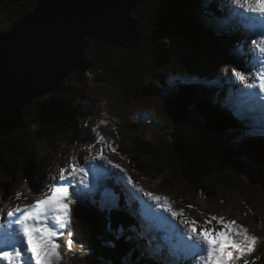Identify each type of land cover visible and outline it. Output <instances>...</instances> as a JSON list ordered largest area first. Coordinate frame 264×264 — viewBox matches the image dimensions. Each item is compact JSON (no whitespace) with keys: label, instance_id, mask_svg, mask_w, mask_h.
<instances>
[{"label":"trees","instance_id":"obj_1","mask_svg":"<svg viewBox=\"0 0 264 264\" xmlns=\"http://www.w3.org/2000/svg\"><path fill=\"white\" fill-rule=\"evenodd\" d=\"M26 2L34 5L32 0H0V34L9 32L13 24L31 11L32 7H25ZM13 7L18 8L19 12L13 10ZM6 11L12 13L9 16V24L4 27L1 16ZM234 12L224 0H141L132 15L139 39L138 47L133 52L124 51L125 58L120 62L115 58L113 47L87 40L82 63L84 67L90 70L92 68V71H108L116 86L131 100L151 97L161 102V95L154 89L153 82L155 79L163 82L171 66V58L166 52L167 41L171 36L188 33L193 40V46L198 45L208 51H218L225 55L240 52L233 49L235 38H240L243 46H249L250 40L258 37L238 28ZM233 57L240 59L238 54ZM81 72L79 70L69 74L56 91L42 100L26 105L21 110L19 125L15 131L0 138L1 195L7 193L17 182L37 185L39 179L36 180V177L40 171V163L36 156L45 142L62 141L76 144L85 139L88 124L83 120V114L86 110L81 108L79 103L62 107L57 102L58 104L54 105L55 95L73 96L76 93L75 86L84 82ZM200 83L191 86L178 83L171 96L188 103L189 106L196 105L197 109L206 112V122L201 127L202 141H207L213 146L212 150L230 158L232 161L228 162L233 169H245L243 166L250 168L247 163H251L261 169L259 171H262L264 178V135H248L244 124L249 121L245 122L243 117L241 121L235 120L223 103L201 96L199 92L204 90L205 85L210 84L206 82L203 86ZM224 90H229L228 86ZM171 102L172 98H168L163 103L168 116ZM138 126L135 124L131 127L134 132L130 137L134 158L129 162L133 170L142 177L154 180L158 175H166L163 182L173 184L172 187L176 188L173 190L194 196L203 193L215 194L217 188H230L234 191L241 189L237 175L222 166L215 171H211L209 166H203L197 158L199 152L194 153L185 140L175 139L170 133H166L167 131L158 133L160 136L156 140H150L145 133L138 132ZM227 133L228 135H224ZM237 133L244 136L240 137ZM231 135L235 136L237 141L230 142L225 139ZM145 163L153 170H149ZM105 182L123 197L125 188L116 174L109 176ZM260 182L264 190V181ZM243 195L245 197V194ZM74 198L77 199L74 228L79 230L81 235L78 242L90 250L88 253V250L83 249V258L87 260H82V264H122L124 258L129 255L131 264H168L166 262L171 261L170 252L165 250L163 243L149 241L150 231L145 232L142 226L145 223L140 218L137 201L133 197L126 194V197L119 198L114 205L105 207L82 204L81 199ZM246 204L251 208L248 198ZM156 238L159 240L157 236ZM148 250L150 256L147 254Z\"/></svg>","mask_w":264,"mask_h":264},{"label":"rangeland","instance_id":"obj_2","mask_svg":"<svg viewBox=\"0 0 264 264\" xmlns=\"http://www.w3.org/2000/svg\"><path fill=\"white\" fill-rule=\"evenodd\" d=\"M32 1L35 3L36 0ZM228 3H230L229 6H231V0H228ZM24 5L26 8L32 7L31 11L35 6V4L33 5L30 2H26ZM12 9L19 12V9L16 7ZM11 13L12 12L6 11L3 16H1L4 27L9 24V16ZM134 13L135 11L131 13V17ZM167 37L169 38V36ZM171 37L166 45V52L171 58V66L168 68L163 82L157 79L153 82L154 89L156 91L158 90L161 95V102L159 99L151 97L138 101L131 100L125 97V94L116 86V83L110 77L108 71L101 69H93L92 71V68L90 70V68L84 67L83 63L81 64L80 70L84 75L83 84L75 86L76 93L73 96L68 94L55 95L54 105H57V102H59L62 107L66 105L74 106L76 103H79L80 107L86 110L83 114V120L88 124L85 139L81 142L78 141L76 144L62 141L54 143H50L49 141H47V143L45 142L44 145H42V150L38 153V156H36L38 163H40V171L36 177V180L39 179L37 185L17 182L11 186L7 193H3V195L0 194V217H6L7 212L14 209L17 205L23 206L34 203L45 189L46 185L53 182V177L58 181L59 169L71 163L73 157H75L80 165L85 167L88 171L87 180L85 181L86 186L77 182V184L79 183V185H81V191L79 192L80 196L93 199L96 191L100 192L103 189V198L101 201L97 199L95 202L101 203L102 206H112L119 201L118 198H116L109 189L102 188V181L105 178L103 173L105 172L106 165L109 164L108 162H111L112 164L119 165V170L123 169V171L120 170V174L122 180L127 181L125 189L123 190L125 194H122V196L126 197L127 194L135 200H138L140 198L139 195H141L155 213L158 220H154L156 223L155 226L152 223L149 226L151 230L149 233L151 240L149 239V241L156 242V236H158L161 242L166 243V247L169 249L168 251L172 250L170 251L171 259L176 260L179 258L178 256L185 258L174 248L175 232L169 227L172 226L173 228L183 230L182 226L179 225L178 220H173L167 212L154 205L147 197H144L141 192L133 188L132 184H128L129 178L145 191L168 198L175 210L183 209L185 213L184 218L189 220L194 219L198 221L200 225H203L204 221L210 216H222L225 220H235L239 225L247 228L250 235H254L258 238L255 251L251 256L245 258L248 260L249 264H264V195L262 194L264 190L259 184H256L252 177H245L240 174L238 178L241 189L238 191H234L230 188H217L214 191L215 194L203 193L194 196L188 195L184 193V191L178 192L173 190L176 189L172 187L173 184L170 185L169 182H163L166 175L163 177L158 175L154 180L142 177L133 170L129 162L130 159L134 158V156H132L130 137L134 135L131 127L135 124L139 125L138 132L145 133L147 137L149 136L150 140H156L157 137L160 136L158 133L167 131L166 133H170L175 139L185 140L194 144L198 142L200 144L203 143L201 141L203 136L201 134V127L206 122L204 117L205 111L203 112L197 109L196 105L192 106V108H194L192 111L188 108L195 129H193L188 122H175L164 111L163 103L168 98H172L173 102L170 103L172 106L177 105V99L171 95H173L172 91L174 88L176 89L178 83L191 86L201 82L200 84L204 86V84L208 82L210 85H205L203 88L204 90L199 92V94L204 98H208L210 101L224 103L222 99L226 100V96L229 97V99L232 97V101H230L232 102L231 104L240 107V109L236 110L233 109L231 105L230 107L228 106L232 111L231 115L233 118L234 116L241 118L245 114L244 111L252 107L248 104V93H250V91H241V89L246 88V82L240 81L232 75L234 67L235 69L239 68L237 63L240 62V59L233 57L237 53L231 52V56L218 51L211 52L198 45L193 46V40L188 33L186 35L180 33V35ZM137 41H139L138 37ZM93 44L94 43L91 45L92 48L95 47ZM113 48L116 60L123 62L125 58L124 51L128 50L117 47ZM243 57L244 59L246 58L245 53ZM223 72L233 76L232 79L235 84H231V87L225 85V87L228 86L229 89L234 88L236 90L233 96L229 94L232 93L231 90L221 92L223 86L221 84L218 85L216 82L224 78ZM67 76L63 77L62 80ZM211 79L212 81H210ZM62 80L58 83L57 87ZM221 83H223V81H221ZM226 93L228 95L225 96ZM43 97L45 96L34 99L29 104L42 100ZM242 101L245 102L243 107H241ZM163 126H166L168 129ZM246 129L248 135H252L253 133L263 135L264 111L263 115L257 120L256 125L250 126L246 124ZM237 134H239L240 137L244 136L240 133ZM224 135H228V133ZM225 139L230 142L237 141V138L233 135ZM98 140L100 141L99 143H97ZM97 155H102L104 159L93 160V157ZM85 161H87V163H85ZM211 162L216 163L214 161ZM146 165L148 166V164ZM149 170L153 169L149 167ZM171 181L174 182V180ZM17 193L20 194L19 199L16 198ZM243 194H245V197ZM246 198L250 200L252 205L251 208L246 204ZM140 209L144 211V208ZM141 220L143 221V218H141ZM158 221H165L167 223L165 226H160ZM215 223L216 222H213V224ZM142 226L146 229L144 224ZM72 227L71 223L67 230L74 233ZM67 239V236L62 237L64 243H62L59 249L62 256L60 264H82V260L86 261L87 258H83L85 257V251L83 250L85 246L81 248V244L78 242L81 239L80 231L77 230L76 236L71 237L73 241L76 239L71 251L67 248ZM85 250H88V253L90 252L89 248ZM149 253L150 251L148 250L147 254L149 255ZM129 257H131V255L126 256L122 264H131ZM191 261L193 263L196 260L192 258ZM166 263L171 264L169 260ZM236 264H243V260L237 261Z\"/></svg>","mask_w":264,"mask_h":264},{"label":"water","instance_id":"obj_3","mask_svg":"<svg viewBox=\"0 0 264 264\" xmlns=\"http://www.w3.org/2000/svg\"><path fill=\"white\" fill-rule=\"evenodd\" d=\"M139 3L140 0H36L32 11L13 24L8 33L0 34V138L15 131L26 105L55 91L63 77L81 69L87 40L133 52L138 41L131 13ZM176 104L169 105L170 118L188 122L195 129L188 111L194 108L180 100ZM185 142L194 153L199 152L198 160L211 171L222 166L237 176L252 177L263 187L262 171L253 164L246 162L250 168L233 169L228 162L231 159L212 150L207 141Z\"/></svg>","mask_w":264,"mask_h":264},{"label":"snow or ice","instance_id":"obj_4","mask_svg":"<svg viewBox=\"0 0 264 264\" xmlns=\"http://www.w3.org/2000/svg\"><path fill=\"white\" fill-rule=\"evenodd\" d=\"M231 5L240 30L250 32L259 29L260 35L252 40V44L256 45L259 41L260 52L264 53V0H231ZM259 63L264 69V56ZM232 75L240 81H251L247 88L256 91L248 93V96L258 95L264 111V71L257 70L252 75L234 68ZM244 103L241 102V107ZM103 159L102 155L93 157V160ZM108 163L112 168H119V165ZM87 176L86 168L73 157L71 163L59 169L58 181L53 177V182L46 185L34 203L17 205L7 212L6 217H0V261L4 264H60L62 256L59 249L64 243L62 237H68L66 244L69 251L74 243L71 239L73 232L67 230L73 220L72 206L77 203L74 197L79 195L74 190L77 182L86 186ZM128 183L173 220L179 221L183 230L169 227L175 232L174 248L184 257L195 258L196 264H236L240 260H243V264H249L245 257L255 251L258 238L250 235L247 228L222 216H210L200 225L194 219L184 218L183 209L175 210L168 198L145 191L131 178ZM16 198H20L19 193ZM144 214L151 220H158L150 207L145 206ZM158 222L160 226L167 223Z\"/></svg>","mask_w":264,"mask_h":264},{"label":"bare ground","instance_id":"obj_5","mask_svg":"<svg viewBox=\"0 0 264 264\" xmlns=\"http://www.w3.org/2000/svg\"><path fill=\"white\" fill-rule=\"evenodd\" d=\"M232 14H233V13H232ZM226 22H227V21H226ZM102 44H103V43H102ZM107 46H108V45H107ZM253 56L256 57L257 55H256V56L253 55ZM178 100H179V99H178ZM178 100H177V101H178ZM180 101H182V100H180ZM182 102H183V101H182ZM147 207H150V206H147ZM150 208H151V207H150ZM150 220H151V219H150ZM151 222H152V220H151ZM188 259H189V258H188Z\"/></svg>","mask_w":264,"mask_h":264}]
</instances>
